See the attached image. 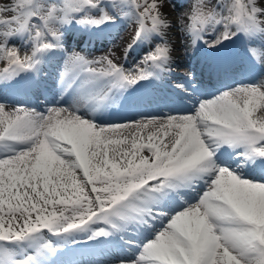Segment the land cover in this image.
<instances>
[{
    "label": "snow or ice",
    "instance_id": "1",
    "mask_svg": "<svg viewBox=\"0 0 264 264\" xmlns=\"http://www.w3.org/2000/svg\"><path fill=\"white\" fill-rule=\"evenodd\" d=\"M112 4L137 24L124 59L137 41L160 37L137 64L127 69L110 53H74L60 79L80 90L79 107L41 113L0 102V264H85L74 249L89 241L134 246L119 264H264V79L225 89L186 113L98 122L81 109L99 108L171 59L157 0ZM218 5L194 4L193 44L213 26L222 30L205 41L210 48L264 36V9L255 0ZM97 8L99 16L89 14ZM73 19L99 27L115 17L102 0H14L0 8V84L60 47L59 26ZM30 29V52L6 45ZM249 52L260 60L259 49ZM245 165L256 174L248 176ZM144 231L150 238L127 239ZM69 239L70 247H58Z\"/></svg>",
    "mask_w": 264,
    "mask_h": 264
},
{
    "label": "bare ground",
    "instance_id": "2",
    "mask_svg": "<svg viewBox=\"0 0 264 264\" xmlns=\"http://www.w3.org/2000/svg\"><path fill=\"white\" fill-rule=\"evenodd\" d=\"M208 1L209 0H206V5H208ZM160 4H161V7H160L161 14H162L163 18L166 19V21L168 22V27L165 30V33L170 38V43H169V45L171 47L170 48L171 49L170 62L179 63V62L185 61L184 60L185 55L192 54V52L196 53V43L193 44V40L195 38L193 36H189L186 31L183 32L181 27H179L180 28L179 30L175 29V28H177V27H174L175 25H177L176 16H177V14L180 13L179 11H176V13H175V11H173L171 9L170 3H168L164 0H161ZM255 4H256V6L258 5L259 8L264 9V0H255ZM262 14L264 16V12H262ZM180 26H181V24H180ZM176 32L179 33V37H178ZM14 40L17 42L20 39L16 37V39H14ZM192 55H194V54H192ZM188 62H189V59H188ZM97 261H98V258H96L95 260H92V261L87 259V262L89 264H95ZM112 264H119V262L112 263Z\"/></svg>",
    "mask_w": 264,
    "mask_h": 264
},
{
    "label": "rangeland",
    "instance_id": "3",
    "mask_svg": "<svg viewBox=\"0 0 264 264\" xmlns=\"http://www.w3.org/2000/svg\"><path fill=\"white\" fill-rule=\"evenodd\" d=\"M159 2V0H157V3ZM192 3L193 4H195L196 3V1H192ZM211 3H212V0H210V3H209V5L208 6H210L211 7ZM158 4H160V3H158ZM191 4V3H190ZM10 5V4H9ZM161 5V4H160ZM175 6V5H174ZM174 6L173 7H171V9H173V11L174 10H177V9H175L174 8ZM7 7H10V6H8L7 5ZM193 8V6L191 5V9ZM179 9H181V8H179ZM180 12H185L183 15H182V13L180 14V15H178L177 17L178 18H182L183 20H187V16H188V12H189V9L188 8H185L184 10L183 9H181L180 10ZM4 14H6V13H4ZM183 22V21H182ZM178 27V26H177ZM128 41V39H125V38H123V40H122V42H121V47H122V45L124 46L125 45V43ZM117 46H119V41H118V43H117ZM107 49H106V47H105V51H106Z\"/></svg>",
    "mask_w": 264,
    "mask_h": 264
},
{
    "label": "clouds",
    "instance_id": "4",
    "mask_svg": "<svg viewBox=\"0 0 264 264\" xmlns=\"http://www.w3.org/2000/svg\"><path fill=\"white\" fill-rule=\"evenodd\" d=\"M0 8H3V7H0Z\"/></svg>",
    "mask_w": 264,
    "mask_h": 264
}]
</instances>
